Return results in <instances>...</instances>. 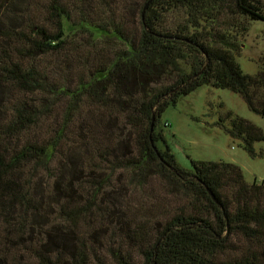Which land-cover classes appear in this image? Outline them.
Instances as JSON below:
<instances>
[{
	"label": "trees",
	"instance_id": "1",
	"mask_svg": "<svg viewBox=\"0 0 264 264\" xmlns=\"http://www.w3.org/2000/svg\"><path fill=\"white\" fill-rule=\"evenodd\" d=\"M147 1L0 0V264H264V181L180 166L159 126L202 85L264 115V58L236 55L264 4ZM216 124L264 157L258 125ZM154 180L186 205L149 208Z\"/></svg>",
	"mask_w": 264,
	"mask_h": 264
},
{
	"label": "rangeland",
	"instance_id": "2",
	"mask_svg": "<svg viewBox=\"0 0 264 264\" xmlns=\"http://www.w3.org/2000/svg\"><path fill=\"white\" fill-rule=\"evenodd\" d=\"M261 1L264 4V0ZM249 25L245 35L237 39L236 55L243 71L253 74L258 69V59L264 58V22L255 20ZM227 111L255 123L264 133V115L250 110L238 93L210 85H202L168 106L161 114L159 126L180 166L191 168L190 159L223 160L239 165L245 181H264V157H251L242 148L240 139L232 138L216 124L220 115ZM253 146L258 152L263 150L264 140L256 141ZM150 185L153 190L148 193L149 199L145 196L142 200L149 208L157 203V214L186 205L185 200L165 192L167 189L160 181L154 180ZM144 193L146 195V191Z\"/></svg>",
	"mask_w": 264,
	"mask_h": 264
},
{
	"label": "water",
	"instance_id": "3",
	"mask_svg": "<svg viewBox=\"0 0 264 264\" xmlns=\"http://www.w3.org/2000/svg\"><path fill=\"white\" fill-rule=\"evenodd\" d=\"M150 1H151V0H148V1L145 3L144 8H146V6H148V4H149ZM152 125H153V124H152Z\"/></svg>",
	"mask_w": 264,
	"mask_h": 264
}]
</instances>
